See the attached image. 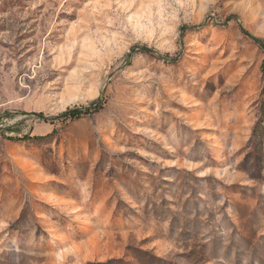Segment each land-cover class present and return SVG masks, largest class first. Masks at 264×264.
<instances>
[{
  "label": "rangeland",
  "instance_id": "1",
  "mask_svg": "<svg viewBox=\"0 0 264 264\" xmlns=\"http://www.w3.org/2000/svg\"><path fill=\"white\" fill-rule=\"evenodd\" d=\"M252 37L264 0H0V264H264Z\"/></svg>",
  "mask_w": 264,
  "mask_h": 264
},
{
  "label": "trees",
  "instance_id": "2",
  "mask_svg": "<svg viewBox=\"0 0 264 264\" xmlns=\"http://www.w3.org/2000/svg\"><path fill=\"white\" fill-rule=\"evenodd\" d=\"M243 33L248 36V34L246 32L243 31ZM252 40L263 50V53H264L263 42H261L259 39L253 38V37H252ZM97 106L98 107H97L96 111L100 110L103 107V103L100 102V103H98ZM88 111L89 110H85L84 112H82L80 110H71V111L67 112L64 115V117L70 118V119H78L83 114H86ZM138 254H139L138 259L141 260L143 264H155V263L160 262V260L158 258L154 257L151 254H148V253H145L142 251H139Z\"/></svg>",
  "mask_w": 264,
  "mask_h": 264
}]
</instances>
